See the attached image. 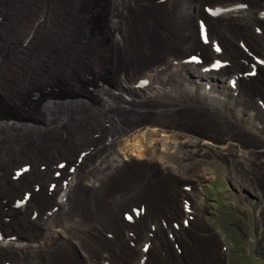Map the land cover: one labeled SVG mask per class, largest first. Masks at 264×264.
Wrapping results in <instances>:
<instances>
[{
    "label": "bare ground",
    "instance_id": "obj_1",
    "mask_svg": "<svg viewBox=\"0 0 264 264\" xmlns=\"http://www.w3.org/2000/svg\"><path fill=\"white\" fill-rule=\"evenodd\" d=\"M75 1L0 0V107L25 121L0 119V264H227L195 148L255 189L264 0H88L91 34ZM54 86L82 97L27 102Z\"/></svg>",
    "mask_w": 264,
    "mask_h": 264
},
{
    "label": "rangeland",
    "instance_id": "obj_2",
    "mask_svg": "<svg viewBox=\"0 0 264 264\" xmlns=\"http://www.w3.org/2000/svg\"><path fill=\"white\" fill-rule=\"evenodd\" d=\"M87 1L76 0L73 10L81 22L82 33H97L101 28L103 13L98 10L94 17L84 18ZM99 82L91 80L83 86V90L87 93L95 92ZM72 96L82 97V93L60 86L42 87L29 94L27 102L40 103L44 98ZM222 103L229 106L225 101ZM0 119L10 124L25 122L14 111L1 107ZM244 123L248 124L246 121ZM252 139L257 140V143L253 144L261 155L260 161L264 162V128L261 131V140ZM204 149L203 146L195 148L194 178L199 189L194 197L195 210L221 242L227 264H264V215L261 225H257V221L261 219L260 211L264 210V193L261 186L264 170L258 167V172L249 171L248 180L255 187L250 189L229 173L228 158L201 157V151ZM203 168L209 171L207 178H200Z\"/></svg>",
    "mask_w": 264,
    "mask_h": 264
}]
</instances>
